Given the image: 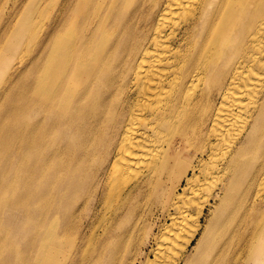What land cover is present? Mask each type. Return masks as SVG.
Returning a JSON list of instances; mask_svg holds the SVG:
<instances>
[{
	"label": "bare ground",
	"instance_id": "bare-ground-1",
	"mask_svg": "<svg viewBox=\"0 0 264 264\" xmlns=\"http://www.w3.org/2000/svg\"><path fill=\"white\" fill-rule=\"evenodd\" d=\"M21 1L0 0L17 9L0 25V264H112L111 241L158 215L144 264L263 260L264 0H50L45 22ZM86 219L105 224L89 255L69 239Z\"/></svg>",
	"mask_w": 264,
	"mask_h": 264
},
{
	"label": "rangeland",
	"instance_id": "rangeland-1",
	"mask_svg": "<svg viewBox=\"0 0 264 264\" xmlns=\"http://www.w3.org/2000/svg\"><path fill=\"white\" fill-rule=\"evenodd\" d=\"M62 1H64V0H61V2ZM23 2H24V0L20 2L21 6L19 5V7H18V8H20L21 11H23L25 9V7L28 3L27 2L26 5L23 6ZM49 7H50V0H42L36 6V9L34 11L35 15H33V16L36 17V19L38 21L41 20V21L45 22L46 20H48L47 19L48 15L43 16L42 13H43V10H48ZM16 10L17 9L10 11V8L8 7L7 10L5 9L3 12L2 8L0 6V25L5 24L7 16L9 17V22H10L13 15L16 12ZM42 31H43V28L41 29V32ZM3 39L4 38H2L0 35V43L2 42ZM34 45H35V42L31 44V47ZM250 50H252V49L250 48ZM254 52L256 54H258L257 51H254ZM164 104H165V102H164ZM212 140L215 141L214 139H212ZM190 144L195 145L192 140L190 141ZM187 148L188 149H184L183 151L179 152L180 166L177 167L175 164L176 159L172 158L171 159L172 166H170L168 171L167 170L165 171L163 181H164V188L166 189V193H167L168 189L171 188L179 180L182 173L184 171H186L189 168L190 164L192 163L194 153H195V149L193 147H190L189 144H187ZM208 153H209V148L207 147L206 152H205L202 160L207 159ZM200 179H201V182H203L204 176H201ZM107 184H108V181L105 182L106 188H107ZM99 193H101V190H99L98 194ZM159 194L161 195V197L157 198L158 201H160V199H162V198H163V200H167L166 198H164L166 194L163 195L160 192H159ZM190 194H191V190H187L185 196L187 197ZM152 199H155V198H152ZM149 200H151V198H147L148 203H149ZM101 203H102V197H98V206H97V198H92L87 210L94 209L96 206L99 209ZM160 204L152 205L150 207L148 205V206H144L142 208H139L136 211V216L144 215V217H145V214H147V216L145 218V220H146L148 217V214L151 212L150 208H153V210L155 212H158V211H156V207H158ZM97 215L100 216V218L98 220L103 221L101 213H99ZM103 216H105V210L103 212ZM107 216L108 215L106 214V217ZM262 216L264 217V211L262 212ZM263 217H259V218L255 217L252 219V221L256 223V227H259L260 222L263 219ZM164 220H165V218L158 215V216H156V219H155L154 224L152 226H150L149 224H146V226L141 225L138 228H136L135 230L132 229L131 231H130V229L127 228V229H125V232L121 238L113 239L111 241V243H113V246H112L111 252H110V257L112 258V264H124L125 262L129 263L132 260L134 261V264H144L147 257H152L153 253H151V249L153 247V237L159 234L160 226L162 225ZM104 226H105V224H103L102 222H97L94 226L92 225V227L88 229V219H86L85 220V229L78 230L77 228H74L72 235L69 236V239H73V241H76V240L80 241L81 237L85 238V244H84L85 253H87L89 255L91 253L92 247L89 250H88L89 247H86V244L88 242L87 241L88 238L91 236V234L101 233ZM74 227H75V225H74ZM116 240H118V241L116 242ZM72 243H74V242H72ZM249 249L244 248V264L251 262V260L249 261V259H248ZM77 253L79 254V252H77ZM73 256H75V255L73 254ZM254 264H264V259L261 261H257V262L255 261Z\"/></svg>",
	"mask_w": 264,
	"mask_h": 264
}]
</instances>
